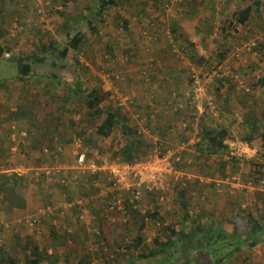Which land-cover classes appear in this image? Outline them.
Here are the masks:
<instances>
[{
	"label": "rangeland",
	"instance_id": "1",
	"mask_svg": "<svg viewBox=\"0 0 264 264\" xmlns=\"http://www.w3.org/2000/svg\"><path fill=\"white\" fill-rule=\"evenodd\" d=\"M17 3L11 2L8 6L10 8ZM250 4L255 7L253 14L245 24H240L237 14ZM99 6L100 0H22L18 10L11 11L12 16L0 11V39L9 46L5 52H10V56L7 57L4 52L0 57V247L5 250L6 256L25 264L26 256L31 259L35 257L33 245L29 247L26 244V240L33 239L25 240L23 237L25 242H22L25 244L20 243V248L15 249L14 244L22 238L16 236L26 233L38 239L41 248H47V253L41 250L45 256L41 260L44 263L58 253L57 248L60 247L59 258L69 264L75 262L74 254H81V258L87 260L86 264H108L109 261V264H129L130 259L137 261L153 245L166 243L162 250L169 249L165 254H159V259L155 258L153 264H181L182 247L196 239L187 228L184 230L189 237L179 241L169 225L156 226L147 217L148 212L133 214L125 223L122 214L105 212L106 198L100 199L98 191L93 188L79 189L74 195H85L86 201L89 200L88 219L80 220V225L90 231L93 222L101 233L109 231L114 235L115 248L106 250L107 257L113 255V260L96 256L94 251L91 252L94 256L87 259V255H84L86 249L76 245L72 238L75 223L64 220L66 214L71 212L69 210L56 217V222L53 218L43 219L38 229L26 225L24 219L38 214L45 203L64 200L59 194L61 188L41 174L37 176L39 169L45 167L46 163L57 160L55 154L47 156L44 147L51 146L53 149V144L57 143L68 148L73 135H77L84 138L86 144L89 142L87 146L96 152L97 157L118 159L114 157L115 152L127 142L123 126L126 125L133 133L138 132L140 126L136 114L146 119L147 123L142 127L150 129L149 136L140 134L148 144L147 153L156 147L150 136L158 132L166 135L161 140L162 144L160 139H155L158 145L177 146L182 139L176 136V139L168 138L166 131L174 128L180 134L185 120L181 117L184 112H175L167 99H172L175 92L179 95V101L186 102L185 94L192 87V75L196 74L209 86V91L203 100L205 113L198 126L200 133L195 135L192 130L183 132L191 133L192 137L195 135L199 140L193 146L197 148L190 158L195 163L192 166L187 163L178 166L180 180L168 178L165 200L161 201L157 194H153L149 199L157 203L150 204L148 211L157 210L159 202L167 206L166 203L173 201L174 209L171 210H175V214L180 213V199L184 195L180 191L182 182L189 179L188 174L198 175V171L203 169V179L213 181L221 178L225 182L224 191L219 195L233 193L236 200L243 199L236 188H231L234 191L231 192L226 181L233 175L239 176L244 184L249 179L256 180L259 168L264 165V148L259 149L263 146L264 133V0H118L116 4L106 7L98 17L93 12ZM64 8L65 14H58V10ZM85 13L96 22L98 32L90 31L86 22H79L87 28V40L80 50H71L68 59L60 60L56 70L51 69V62L57 52L53 51L50 43L54 42V48L60 50L69 39L70 32L63 18L74 14L79 18L82 15L85 17ZM1 17H7L9 21L4 24ZM48 20L51 21L49 27L53 26L51 29L47 28ZM124 20L130 21V30L124 28ZM43 45L47 49H42ZM223 53H226L224 58L221 55ZM42 54L47 56L45 64H34L31 76L21 78L18 58ZM64 65L67 69H61ZM77 68L82 73L79 78L74 73ZM107 73L121 74L123 81L113 80L114 84L108 85L101 79V75ZM53 74L56 75L54 78ZM76 80L82 88L94 89L103 96L99 105L102 114L92 115L85 105V94L73 96L70 87L75 86ZM111 88H119L120 92L130 96V102L125 107L119 106ZM210 96L213 97L212 104H209L210 99L205 100ZM155 109H158V113L152 116ZM189 110L190 106H187V115ZM108 112L115 113L120 124L109 136L101 137L96 132L97 127ZM12 125H15V130ZM222 128L228 129L226 137L244 154L241 165L236 159L227 157L224 145L216 152L206 150L205 132L216 134ZM23 131L27 132L26 137L22 136ZM12 133L16 134L14 140L10 136ZM250 133H255L251 144L247 141ZM246 144L249 148L244 146ZM250 146L255 152L250 151ZM61 158L64 164L72 165L75 161L71 152ZM83 180H74L73 184H76L72 187L75 188ZM15 181L18 186L23 184L24 188L14 191L16 199L14 196L8 198L5 189L12 191ZM239 190L243 191L241 187ZM255 194L252 208L238 213L235 202L227 210L229 217L233 218H229V222L236 223V216L243 215L239 221L241 223L248 213H252L264 223V192L256 190ZM216 197L220 199V196L212 194L208 202ZM248 197L245 200L248 201ZM164 210L170 213V210ZM92 211L99 223L94 221ZM245 221L247 228L248 220ZM61 227L66 229L58 232ZM246 228L240 224L234 230L238 234H229L240 235L244 239ZM222 230L228 233L227 229ZM138 236L140 242L136 239ZM203 236L206 238L207 234ZM229 239L234 242L236 237L233 239L230 236ZM194 244L189 249L192 264H215L218 258H223L221 264H264V239L252 251L247 246H242L241 251L233 250L235 246H226L220 252H211L207 249L216 248L220 243H204L199 249H194ZM229 250L234 253L231 254ZM49 251L54 253L49 254ZM195 257L201 258V261H194ZM6 264H9L8 259Z\"/></svg>",
	"mask_w": 264,
	"mask_h": 264
},
{
	"label": "built area",
	"instance_id": "2",
	"mask_svg": "<svg viewBox=\"0 0 264 264\" xmlns=\"http://www.w3.org/2000/svg\"><path fill=\"white\" fill-rule=\"evenodd\" d=\"M41 11L40 9L38 10ZM51 29L52 27H48ZM5 55L10 56V52H5ZM113 73V72H112ZM107 73L101 75L102 81H105L108 85H113V80L120 82L123 81V75ZM221 75V74H220ZM112 90V88H111ZM209 86L204 84L202 78L196 74L192 75V87L186 92V102L179 101V95L173 93V97L169 102V105L174 108V111H186L187 106H190V110L187 111L188 115L182 122V129L180 128V134L189 130L195 131V135L200 133L198 126L201 119L204 116V97L207 96ZM116 101L119 106L125 107L131 100L130 96L120 92L119 88L112 90ZM210 99L209 104H212V96L206 97L205 100ZM158 109L153 110V115L157 114ZM139 124L138 133L148 134L150 130L145 126L146 119L139 114H136ZM12 129H16L15 125H12ZM169 134H179L174 128L168 130ZM23 137L28 134L26 131L21 132ZM195 135L188 142H180L177 146L166 147L165 149L161 145H157L153 151L148 155L146 161L135 162H122L120 159H110L108 157H97L96 152L89 149L84 141V138L73 135L72 140L69 143V147H65L63 144H53L51 147L45 146L44 153L47 156L55 154V162L50 161L45 164V167L39 169L37 176L40 174L43 178H47V181H52L55 184L69 185L73 184V181H77L81 178H88L91 181L93 187L98 191V197L106 198L105 212L107 214L120 213L123 216V222L127 223L129 217L135 213H145V203L150 202V197L153 194H157L161 201H164V193L166 191V181L168 178L173 177L176 181L181 178V173L178 170V166L183 160V155L187 146H194L198 143V139ZM14 140L15 133L10 135ZM223 145L226 146V153L229 159H236L242 161L244 154L237 150L234 142L229 137L224 138ZM246 148L249 146L244 145ZM67 152V154H65ZM68 152L74 154L75 161L72 165L62 163L63 158L61 156L68 155ZM59 158V159H58ZM61 161V162H60ZM59 163V164H58ZM256 181V182H255ZM223 180L218 181L217 190L219 193L224 191ZM226 183L230 185V188H236L239 190L241 187L245 191V195L252 196L254 191H264V172L256 174V180H248L246 184L242 183L239 176L233 175L228 178ZM76 184V183H75ZM85 195H77L73 199L62 200L58 203L44 206V208L36 215H32L24 219L25 223L35 228L44 217H52L53 215L64 214L66 211H75L77 220L88 219ZM247 201V200H246ZM254 201L252 198H248V201L242 205L243 209L252 208ZM57 221V218L54 219ZM163 224L157 223L158 227ZM89 231L90 236L95 237L96 234H100L101 230L97 226H91ZM107 248H105V251Z\"/></svg>",
	"mask_w": 264,
	"mask_h": 264
},
{
	"label": "trees",
	"instance_id": "3",
	"mask_svg": "<svg viewBox=\"0 0 264 264\" xmlns=\"http://www.w3.org/2000/svg\"><path fill=\"white\" fill-rule=\"evenodd\" d=\"M118 0H100V6L99 8L93 12L95 15H98V17H100L102 15V13L106 10V7L111 6L116 4ZM257 5L258 2H255ZM68 7V5H66ZM255 7L250 4L248 6H246L243 10H241L238 14H237V21L240 24H245L249 17H251V15L253 14V9ZM64 9H60L58 10V14L62 13ZM65 13L63 12V15ZM70 15V14H69ZM85 17L79 16L76 17V15H70L69 17H64L63 21L65 23V25L67 26V30L70 32L69 35V39L67 40V42L61 47V49H57L54 48V42H51V48L53 49V51H56V57H54L53 61L51 62V69L53 68V70L59 67V61L60 60H65L68 59L70 56V51L71 50H75L78 51L80 50L81 46L85 43V41L87 40V28H85L84 26L82 27V23L79 22H86L87 26L89 28L90 31L92 32H98V26L96 25V22L90 18L89 14H84ZM102 18V17H101ZM49 24V26L51 25L49 22H46V25ZM175 24L177 25V22H175ZM53 28V26H52ZM124 28H128V24L124 25ZM173 31L175 32L176 30L173 29ZM42 49H47V47L45 45L42 46ZM4 47L0 44V57L3 55L4 53ZM226 53L221 54L222 57L224 58L226 55ZM73 59V57L71 58ZM47 61V56H45L44 54L41 55H32V56H27V57H21L18 58L17 62H18V71L21 75V78H26L28 76H31L30 74L32 73V68L34 64H45V62ZM64 63V62H63ZM67 69V67L64 65L62 66L61 69ZM55 73V72H54ZM74 73L76 75L77 78H79V76L82 74L81 70L79 68H77L76 70H74ZM56 75L53 74L52 77L54 78ZM57 79V78H56ZM56 79H54V81H56ZM264 84V82H263ZM70 90L73 92V96H79V95H84V100H85V105H87V107L91 110V113L93 116H95V114H102L103 110L99 107L100 102L103 99V96L100 95L96 90L92 89H84L82 88V85L79 83L78 80H76L75 82V86L70 87ZM92 116V117H93ZM120 124V120L117 117V115L113 112H108L107 115L103 118L102 122L98 125L97 127V134H99L101 137H107L109 136L113 129ZM253 126L256 125L255 122L252 123ZM124 127V134L125 137H127V142L121 146V148H118V150L115 152L114 157L120 159V161L122 162H135L137 160H141L142 158H147L149 153H147V146L148 144L142 139V137H140V133L135 132L133 133V131H131L130 129H128V127L126 125L123 126ZM253 130H255L253 128ZM255 132V131H253ZM137 133V134H136ZM255 133L251 134L247 137V141L249 142V144L252 143V141L255 139L254 136ZM228 136V129L227 128H222L220 129V131H218L216 134H214L211 131H206L205 132V136H204V141L207 144V151H213L216 152V150H220L223 147V140L224 138ZM262 138H263V142H264V133L262 134ZM89 143V142H88ZM87 143V144H88ZM86 144V145H87ZM51 147V146H50ZM53 148V147H52ZM202 150L204 151V149L202 148ZM260 173L264 172V165L261 166V168H259ZM90 180L86 177H84V180L82 182L77 183V185L74 187H72V185L75 184H69V185H62V184H56V186H58L59 188H61V192L60 195L65 196L66 198H64V200H68V199H73L76 192L79 189L82 188H93L96 189L95 187L92 186V184L90 183ZM247 182V180H245ZM25 183V180L23 181V184ZM21 184L20 186H18L17 181H15V183L13 184L14 188L12 191L5 189L7 191V196L9 197H15L16 199V192H14L15 190H17L18 188L23 187L24 185ZM90 184V185H89ZM97 190V189H96ZM181 193H184L183 191H181ZM74 196V197H73ZM73 197V198H72ZM50 204H54L53 202L50 203H45V206H48ZM24 205V204H23ZM250 209V208H249ZM241 210H248V209H242ZM61 215H53V218L56 217H60ZM248 226L246 228V237L243 239V237H241L240 235H230L229 233H226L225 231H223L222 229L218 228L215 229L213 226L209 228V234H207V237L204 238V236H202L201 232L202 230H200V227H202V225H200L199 227L194 228L190 235H193L194 237H196V242H192L189 241L190 243H187L184 248L182 249L183 251L181 252V258L183 260V262L181 264H192V254H190L189 249L190 247H192V243H195L194 249H199L202 248L204 243H206L207 245H211L212 242L215 241V243L219 244L216 248H208L207 250H211L214 251L216 250V252H220V249H225L224 247L226 246H235L233 250L236 251H241L242 250V246H247L248 249H250L249 251H252V249H254L257 245H259V243L261 241H263L264 239V223L261 221V219L255 217L252 213H248ZM184 223V222H183ZM182 224L179 223L177 229L178 230H174L172 229V233L173 235H176V238L180 241H184L186 240V238L189 237V234H187V232H185V230H183L182 228ZM65 229L64 227H61L59 230H63ZM181 229V230H180ZM69 231V230H68ZM105 233L102 231V233L100 232V234H96L94 238L100 239V242H102V240H106L105 238ZM201 235V237H200ZM232 236V238L234 239L236 237V240L233 242V240H230L229 237ZM208 238V241L206 240ZM241 238L243 240H241ZM29 245V247H31L33 245L34 250V255L35 257L33 259L31 258H27V263L28 264H43L44 262L41 261L45 256H43L41 254V250L46 251L47 253V248H41L38 243L36 241H28V243H26ZM107 241L105 244H103L101 247L102 249H104V247H107ZM184 244V243H183ZM234 244V245H233ZM209 247V246H207ZM233 250H229L230 253H234ZM93 249H90L89 247L86 248L85 253H87V258L88 255H90V252H92ZM102 251V250H100ZM5 250H2V248L0 247V264H6L7 259L9 264H20L18 263V261H16L13 257L11 256H6L5 255ZM105 256H107L106 252ZM159 251H155L150 249L148 253H143L142 255H140V258L136 261V260H130L129 264H153L154 261L156 260V256L158 255ZM101 254V252H100ZM102 258H104L103 256H101ZM91 258V257H89ZM141 259V260H140ZM223 261V258H218L217 262L215 264H221ZM51 264H59L58 261H55Z\"/></svg>",
	"mask_w": 264,
	"mask_h": 264
},
{
	"label": "crops",
	"instance_id": "4",
	"mask_svg": "<svg viewBox=\"0 0 264 264\" xmlns=\"http://www.w3.org/2000/svg\"><path fill=\"white\" fill-rule=\"evenodd\" d=\"M21 1L22 0H11V1L10 0H0V11H6L3 14H7L8 16H12L11 11L12 10H14V11L18 10V5H19V3ZM11 2H14V3L19 2V3H17L14 6L12 5L9 8L8 4H10ZM26 18L28 19V14L26 15ZM1 19L3 20L4 24H6V22L9 21V19L7 17H1ZM48 22L51 23L50 20H48ZM125 24H128V28L127 29L130 30L129 29L130 28V21L124 20V25ZM47 26L49 27V24H47ZM10 34H11V32H10ZM37 39L39 40V38H37ZM155 39H158V37L155 36ZM0 44L5 47L4 48L5 49L4 52L9 48L8 45L6 46L4 43L1 42V39H0ZM170 101H171V99L169 100V98H168L167 99V103L169 104ZM180 112H184V114L181 117H183V118L187 117L186 111L182 110ZM179 114H182V113H179ZM166 134L169 135L168 138L171 137V139H176L174 137V136H176L179 139H182L181 140L182 142H188L192 138V134L191 133H189V134L182 133V134L173 135V134H169L168 131H166ZM144 136H149V134H145ZM163 136H166V135L165 134L164 135L160 134L158 132V133H156L155 136H150V138L154 139V142H155L156 147H157L158 143L156 142L155 139H160L159 140L160 144H162L161 140L164 139ZM166 147L167 146H165L164 149ZM196 148H193V146H187L186 147V150L184 152L185 155H183V159L184 160L181 163L182 165L187 163L188 166H192L195 163L190 158L193 156V154H195L194 150ZM250 148H251L250 151H254L255 152V150L252 149L253 147L250 146ZM262 148H264V142H263V146L260 147L259 149L261 150ZM250 155H253V154H250ZM147 159H148V157L144 158V159L142 158L141 161H146ZM262 163H264V161H262ZM239 164L241 165L240 162H239ZM193 168L195 169V166ZM194 169H192V170H194ZM203 171H204V169L202 171L200 170V172L198 171V173H200L198 175H194V173L188 174V177L191 180H189L187 178L186 182L185 181L182 182V186H181V190L180 191H183L184 195H182L181 199H180V206H181V211H179L180 213L175 214V210H171V209H174V206L172 204L173 201L170 202V203H166L167 206H165L163 203L161 204V202H159L158 206H157V210L155 209V211L150 212V211H148L149 210V208H148L149 205L150 204L153 205V204L157 203V202H153V201L151 202L150 201V202L144 204V207L146 208V212H148L147 213V217H149L156 224V226H157L158 222H161L163 225H167V226L169 225V228H171V229L175 228L176 230H177V227H178L179 223L182 224L181 228L183 230L185 228H187V230H189L190 232L194 228L199 227L200 225H202V227H200V230H202V232H201L202 236L204 234H209V231H210L209 228L212 227V226L215 229H218V228L227 229L228 233H234V234H238L239 233V232H235L234 230L239 228L240 224L245 226V228H246V221L245 220H248L247 219L248 217H245L243 222L239 223V221H241L243 219V218L241 219V217H243V215L242 216H236V223H233V222L231 223V222H229L228 219L230 218V219L233 220V218L229 217L230 213L227 212V210L230 209L231 206H233V204L235 202H236V210H237V212L239 213V212L242 211L241 210L242 205H243L242 203H244L246 201L245 199H247V196L245 195V191L244 190L243 191L237 190L238 194L240 193L243 196V199H240V200H238V199L236 200L235 196L232 195L233 193H231L228 196L225 195L226 193L224 195H219L221 193L218 192L217 185H218V181H221L222 179L221 178L220 179L216 178V180H213V181H208V179L207 180L203 179L202 178L203 175L201 174V172H203ZM230 190H231V192H234L231 188H230ZM186 191H188V193H186ZM197 192H198V195H197ZM59 194H60V192H59ZM186 194H187V198H185ZM212 194H214L215 196H220V199H218V197H216L214 200L210 199L211 202H208V199L210 198V196H212ZM254 197H256V194L255 195L253 194L252 196H249L248 198H252V200L254 201L255 200ZM172 200H173V198H172ZM178 200H179V198L177 199V201ZM171 204H172V206H171ZM164 209H168V211L170 210V213L166 212ZM190 210H195L197 212L196 213H192V212H190ZM92 212H93V215H94V211H92ZM74 213H75V211L68 212L66 214V219H64V220H66V222L71 221V222L75 223V232L72 233L74 235L72 237L73 240H74V243L76 245L79 244V246L82 247V249H86L90 245V249H93V251L96 252V254H94V255L103 256L107 260H113L114 258H111V257H113V255H111V257L105 256L104 252H106L105 251L106 247H104V249H102L101 246L103 244H105L106 241H107L108 244H106V245L109 248V251H110V249L111 250L114 249L115 245H116L114 237H113L114 235L111 232H109V231H105L104 235H105L106 240L104 239V240H102V242H100L101 238L97 239V238H94V237L90 236L89 230L86 231V229L83 226L80 225L81 223L77 220L76 213L75 214ZM164 213H166V215H164ZM135 214H141V213H135ZM149 218H147V219L149 220ZM145 219H146V217H145ZM97 220H99V219L95 218V215H94V221L99 223ZM177 222H178V224H176ZM145 223L148 226L147 220H146ZM151 224H153V223L151 222ZM93 225L97 226V224L92 222V226ZM142 225H143V222H142ZM60 231L61 230H58V232H60ZM139 236L136 238L138 240V242L141 241ZM16 237H22V238L21 239L18 238L19 240L15 241V244H14L15 249L21 247L20 243H21V245H24L25 243H23L22 241L25 242V240L28 239V238L29 239H33V241H36L37 243H39L38 239H36L34 236H27L26 233H22V234H20V235H18ZM23 237L25 238V240H24ZM200 237H201V235H200ZM26 242L28 243L27 240H26ZM195 242H196V239H195ZM137 245H140V243L137 244ZM155 247H157V248L160 247V248H158V250H157V248H155ZM164 247H166V243L165 244L162 243L160 245H153L151 247L152 250H155L157 252L159 251L158 255L156 256V259L158 258L159 254H165L166 251L169 249V248H165V250L163 251L162 249ZM72 248H73V250H75L74 246ZM108 248H107V250H108ZM183 248L184 247H182V249ZM100 250H102V251H100ZM161 250L163 252H161ZM28 251H32V250H28ZM9 252H11V251H9ZM57 252L58 253L60 252V247L57 248ZM80 252H82V251H80ZM100 252H101V254H100ZM48 253L49 254H53L54 252L52 253V252L49 251ZM58 253L54 254V256H51L50 257L51 259L47 260V262H45L43 264H51V263H53L55 261H58L59 264H69L68 262H63L62 258H59ZM19 254H21V253H19ZM92 254L93 253L90 252V255H88V258H87L88 260H89V257L94 256ZM74 255H75V262H73L71 264H86L87 260L85 258L82 259L81 258L82 255L81 254H74ZM84 255H87V253H84ZM181 255H182V253H181ZM27 258H30V256H26V259ZM133 259L134 258H132L130 260H133ZM193 260L194 261H198V260L201 261V258L195 257V258H193ZM109 263H111V262L109 261ZM25 264H28L27 261L25 262Z\"/></svg>",
	"mask_w": 264,
	"mask_h": 264
},
{
	"label": "clouds",
	"instance_id": "5",
	"mask_svg": "<svg viewBox=\"0 0 264 264\" xmlns=\"http://www.w3.org/2000/svg\"><path fill=\"white\" fill-rule=\"evenodd\" d=\"M61 198L64 199V198H66V197H65V196H62ZM62 214H63V213H62ZM62 214H60V215L62 216ZM44 218H45V219H48V218H53V217H44ZM54 219H56V218H53V220H54ZM24 223H25V221H24ZM65 229H66V228H65Z\"/></svg>",
	"mask_w": 264,
	"mask_h": 264
},
{
	"label": "flooded vegetation",
	"instance_id": "6",
	"mask_svg": "<svg viewBox=\"0 0 264 264\" xmlns=\"http://www.w3.org/2000/svg\"><path fill=\"white\" fill-rule=\"evenodd\" d=\"M43 219H45V218H43ZM43 219H41V221L43 220ZM41 221H40V223H41ZM40 223L36 226V229H38L39 227H40ZM26 224V223H25ZM27 225V224H26Z\"/></svg>",
	"mask_w": 264,
	"mask_h": 264
}]
</instances>
